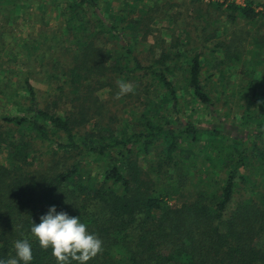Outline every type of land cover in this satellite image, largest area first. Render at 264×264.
<instances>
[{
  "label": "trees",
  "instance_id": "1",
  "mask_svg": "<svg viewBox=\"0 0 264 264\" xmlns=\"http://www.w3.org/2000/svg\"><path fill=\"white\" fill-rule=\"evenodd\" d=\"M46 3L52 1L0 0V15L4 10L8 20L34 5L44 10ZM210 4L233 24L264 18L250 0ZM56 8L59 32L71 34L76 47L67 66L53 59L43 79L58 97L53 106L69 104L76 112L43 109L32 73L14 83L13 74L0 72V99L13 105L0 113V150L13 164L0 163V258L13 257L14 242L27 239L32 264H56L51 249L40 248L30 233L32 222L56 205L101 239V252L88 264H264V33H254L248 50L244 39L211 48L210 55L220 58L223 51L248 68L247 84L235 91L241 102L231 105L239 115L229 126L233 134L203 85L202 56L187 63L181 88L178 78L172 82L175 58L139 62L135 37L142 21L135 4L124 1L114 10L99 0H65ZM142 78L148 101L138 127L116 129L101 120L94 132L84 131L94 119L85 102L97 101L95 92L127 82L142 86ZM180 90L218 115L216 125L180 121ZM43 149L48 162L37 155ZM143 162L151 163L148 174Z\"/></svg>",
  "mask_w": 264,
  "mask_h": 264
},
{
  "label": "rangeland",
  "instance_id": "2",
  "mask_svg": "<svg viewBox=\"0 0 264 264\" xmlns=\"http://www.w3.org/2000/svg\"><path fill=\"white\" fill-rule=\"evenodd\" d=\"M50 1L52 3H46L44 10H38L37 5L32 6L27 11L19 10L16 7L14 10H19V15L15 17L10 14L11 18L8 20L5 19L7 12L1 10L4 15H0V72L5 71L13 74L14 83L19 80L16 79L17 76L27 72L32 73V83L37 90L38 100L43 109L59 114L62 112L65 114L66 110L76 112L75 107L72 108L69 104L64 106L65 103L58 101L62 112L59 108L54 107L53 104L58 97L47 86V80L43 79L44 76L46 77L45 73L51 71L53 59L57 58L61 66L62 64L67 66L72 60L76 47L71 46V34L63 35L59 32L61 20H59V11L56 7L63 6L65 0ZM124 1L137 6L135 16L140 17L142 21L135 37L137 44L135 56L139 62L143 66H148L160 62L164 56L175 58V61H169V66L175 68V76L172 78V82L177 81L178 78L179 85L177 86L179 87L183 85V79L187 76V63L195 54L202 56L204 64L202 69L203 85H205L211 100L216 104L215 110L219 116H222L221 120L226 124L228 132L230 130L231 133L235 134L236 130L232 127L229 128V126L233 124L232 121H235L234 118H239V115L236 113L237 109L231 105L241 102V98L236 95L235 91L247 84L249 79L247 77L248 68L244 66L242 61L234 64V59H228L223 51L218 54L220 58L210 55V52L211 48L214 49L221 41L226 46H231L234 43H240L242 39L247 40L244 47L248 50L252 46L251 43L254 44L252 39L254 33H264V18L251 23L238 20L237 23L233 24L226 15L222 14V11L210 4L212 2L229 3L234 1L242 5L246 0H99V4L100 6L109 4L114 10H117ZM250 1L254 2L257 11L264 10V0ZM232 40L235 42L232 43ZM25 44L31 48L27 50L24 48ZM42 54L44 57L41 58ZM247 54V52L244 54L243 51L241 57L247 58ZM26 60L30 63L28 66L22 64ZM223 60H227L225 67L219 66L220 61ZM108 63L112 64L113 62L108 59ZM218 67L223 69L222 72L217 70ZM260 70L263 72L264 67L261 66ZM141 75L142 72L138 71L135 76L140 77ZM0 76L2 75L0 74ZM141 81L142 86H133V91L124 95H119L120 84L114 87L108 86L95 92L94 97L97 101L94 103L85 102L86 106H91L90 115L94 119L85 126L84 131L94 132L96 130L94 121L99 122L101 120L104 124H110L116 129H119L121 124L128 125V129L129 127L130 129L138 127L140 123L137 119L146 107L143 100L148 101L143 87L147 84V79L142 78ZM127 84L130 83L127 82ZM147 92L149 95H156V88L149 87ZM82 95L81 99L84 98ZM178 95L184 98L179 101L180 121L184 123L193 122L202 127L216 125V116L218 115H210L203 105L194 102L190 93L180 90ZM69 96L74 100H79V98ZM12 106L9 100L0 99V113L9 111ZM159 108L157 104L154 107L156 110ZM226 115L229 116L226 117ZM39 151L37 155L42 154V158L48 162L49 157L44 154L45 150ZM3 159H6L7 165L12 167L9 153L1 149L0 163H4ZM41 165L42 163H38L39 167ZM46 165L44 163L42 167L45 168ZM142 166L143 172L148 174L151 163L146 167V163L143 162Z\"/></svg>",
  "mask_w": 264,
  "mask_h": 264
},
{
  "label": "clouds",
  "instance_id": "3",
  "mask_svg": "<svg viewBox=\"0 0 264 264\" xmlns=\"http://www.w3.org/2000/svg\"><path fill=\"white\" fill-rule=\"evenodd\" d=\"M119 95L133 91V85L120 83ZM30 233L42 249H51L56 264H88L102 250V241L79 216L66 211H57L56 205L48 207L33 223ZM15 255L9 259L0 258V264H32V245L27 239L16 240L13 244Z\"/></svg>",
  "mask_w": 264,
  "mask_h": 264
}]
</instances>
